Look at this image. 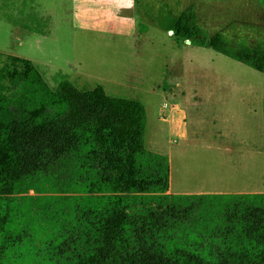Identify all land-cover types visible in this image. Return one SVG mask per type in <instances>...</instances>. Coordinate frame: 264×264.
<instances>
[{
    "label": "trees",
    "instance_id": "16d2710c",
    "mask_svg": "<svg viewBox=\"0 0 264 264\" xmlns=\"http://www.w3.org/2000/svg\"><path fill=\"white\" fill-rule=\"evenodd\" d=\"M168 31L264 74V47L207 34L192 7ZM145 122L138 101L65 79L52 90L31 61L6 56L0 264H264V193L168 194Z\"/></svg>",
    "mask_w": 264,
    "mask_h": 264
},
{
    "label": "rangeland",
    "instance_id": "374dc122",
    "mask_svg": "<svg viewBox=\"0 0 264 264\" xmlns=\"http://www.w3.org/2000/svg\"><path fill=\"white\" fill-rule=\"evenodd\" d=\"M187 7L207 34L264 47V0H0V63L31 61L52 90L65 79L140 102L172 195L264 193V74L173 37Z\"/></svg>",
    "mask_w": 264,
    "mask_h": 264
},
{
    "label": "crops",
    "instance_id": "0c3cea01",
    "mask_svg": "<svg viewBox=\"0 0 264 264\" xmlns=\"http://www.w3.org/2000/svg\"><path fill=\"white\" fill-rule=\"evenodd\" d=\"M168 194H171V192H170V187H168ZM200 195V194H199Z\"/></svg>",
    "mask_w": 264,
    "mask_h": 264
},
{
    "label": "water",
    "instance_id": "95a60500",
    "mask_svg": "<svg viewBox=\"0 0 264 264\" xmlns=\"http://www.w3.org/2000/svg\"><path fill=\"white\" fill-rule=\"evenodd\" d=\"M172 33V31H170ZM188 43H190L189 41H187Z\"/></svg>",
    "mask_w": 264,
    "mask_h": 264
},
{
    "label": "bare ground",
    "instance_id": "6f19581e",
    "mask_svg": "<svg viewBox=\"0 0 264 264\" xmlns=\"http://www.w3.org/2000/svg\"><path fill=\"white\" fill-rule=\"evenodd\" d=\"M236 172V171H235Z\"/></svg>",
    "mask_w": 264,
    "mask_h": 264
}]
</instances>
